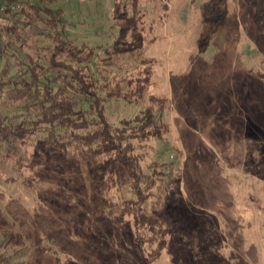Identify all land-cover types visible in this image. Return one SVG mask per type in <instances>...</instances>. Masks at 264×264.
<instances>
[{
  "label": "rangeland",
  "instance_id": "rangeland-1",
  "mask_svg": "<svg viewBox=\"0 0 264 264\" xmlns=\"http://www.w3.org/2000/svg\"><path fill=\"white\" fill-rule=\"evenodd\" d=\"M19 1L60 7L67 33L90 46L112 43L113 7L131 2ZM241 1L227 0L222 18L217 0H138L141 50L116 58L111 69L133 74L147 58L145 95L165 98L164 133L134 140L146 173L149 163L164 161L156 172L165 180L179 175L169 231L152 264H264V62ZM141 101L107 100L105 115L119 125ZM22 156L20 170L0 165V241L9 232L25 239L23 247L0 245L8 264H49L54 255L64 264H146L131 215L114 206L128 190H100L99 168L64 161L32 139ZM35 235L52 252L37 253ZM193 242L203 252L194 258Z\"/></svg>",
  "mask_w": 264,
  "mask_h": 264
},
{
  "label": "trees",
  "instance_id": "trees-1",
  "mask_svg": "<svg viewBox=\"0 0 264 264\" xmlns=\"http://www.w3.org/2000/svg\"><path fill=\"white\" fill-rule=\"evenodd\" d=\"M7 1L18 7L0 10V165L20 170L22 150L32 139L36 147L59 152L64 161L99 168L100 190L116 187L131 193L116 205L110 200L108 206L131 215L136 249L146 264H152L169 231L172 186L179 175L165 180L156 172L155 166H165L164 161H152L147 166L154 165L153 171L146 173L134 140L164 133L165 98L145 95L152 75L147 58L140 60L142 67L133 74L110 75L116 58L141 50L138 0L124 1L121 8L115 4L112 17L118 30L107 46H90L70 36L60 7ZM217 2L222 17L227 0ZM241 6L251 15L253 42L264 62V0H242ZM111 99L144 103L133 117L114 125L105 115L104 103ZM42 239L35 235L37 253L52 252ZM11 244L23 247L24 235L6 233L0 245L6 249ZM192 249L193 258L194 252L203 254L201 248ZM8 260L7 254H0L1 263ZM49 264L64 263L54 255Z\"/></svg>",
  "mask_w": 264,
  "mask_h": 264
},
{
  "label": "built area",
  "instance_id": "built-area-1",
  "mask_svg": "<svg viewBox=\"0 0 264 264\" xmlns=\"http://www.w3.org/2000/svg\"><path fill=\"white\" fill-rule=\"evenodd\" d=\"M6 7H9L10 9H15L18 7V5L13 1L0 0V10L5 9Z\"/></svg>",
  "mask_w": 264,
  "mask_h": 264
}]
</instances>
